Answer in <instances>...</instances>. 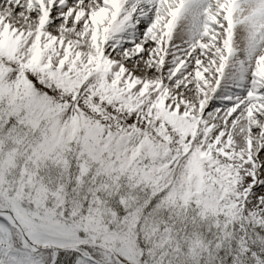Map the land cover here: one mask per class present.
<instances>
[{
    "label": "snow or ice",
    "instance_id": "1",
    "mask_svg": "<svg viewBox=\"0 0 264 264\" xmlns=\"http://www.w3.org/2000/svg\"><path fill=\"white\" fill-rule=\"evenodd\" d=\"M0 264H264V0H0Z\"/></svg>",
    "mask_w": 264,
    "mask_h": 264
}]
</instances>
